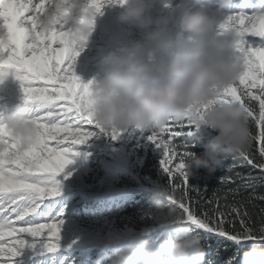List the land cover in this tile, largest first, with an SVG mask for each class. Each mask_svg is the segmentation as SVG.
<instances>
[{"label": "snow or ice", "instance_id": "obj_1", "mask_svg": "<svg viewBox=\"0 0 264 264\" xmlns=\"http://www.w3.org/2000/svg\"><path fill=\"white\" fill-rule=\"evenodd\" d=\"M124 2L88 0V6L98 15L102 14L105 5H122ZM47 4L48 0L37 3L33 0H0V70H14L17 74L23 100L30 106L39 130L38 143L21 148L2 122L3 113H0V264H16V258L25 247L36 248L40 244L49 253L59 249L65 208L57 202L61 195L57 177L74 163L72 157L80 154L76 151L78 146L101 134L117 141L128 131L104 128L94 119L93 81L82 83L75 74L79 52L69 44L68 31L62 24L43 31L37 22ZM260 4H264V0H259L251 12L241 9L225 14L221 25V28L236 30L239 36L237 50L244 67L218 100L242 105L249 126L257 130L255 134L251 132L249 146L231 158L241 167L255 169L257 174L253 175L251 171L245 174L229 167L219 180L221 185L241 181L250 188L264 184V45H256L248 39H264V7H258ZM29 12L30 15H25ZM2 82L3 75H0ZM201 111L197 107L183 119H169L161 127L140 130L141 134L147 132V141L158 150L159 169L168 178L170 187L176 188L179 181L185 194L191 185L185 166L191 151L188 149L192 148L187 137L198 126L196 118ZM181 137L184 140L181 147L186 149L183 152L175 143ZM253 140L258 155L250 150ZM70 175L68 173L64 178ZM229 191L232 195L239 193V189ZM254 198L264 200V195L249 196L248 200ZM167 203L177 207L183 221L197 234L203 233L206 241L226 238L234 242L236 250L231 264H239L236 258L239 248L246 246L248 241L264 240V227L257 235L249 226L251 213L247 211L244 199L224 205L210 201L209 208L199 215L190 203L183 198L177 200L170 193ZM237 221L241 231L229 233L225 225L235 226ZM207 264H214V261L210 259Z\"/></svg>", "mask_w": 264, "mask_h": 264}, {"label": "clouds", "instance_id": "obj_2", "mask_svg": "<svg viewBox=\"0 0 264 264\" xmlns=\"http://www.w3.org/2000/svg\"><path fill=\"white\" fill-rule=\"evenodd\" d=\"M195 3L192 10L182 4L172 6L168 0V14L155 18L149 15L151 0H125L118 5V21L140 29V39L109 49L101 60L103 75L93 78L91 85L94 119L104 128L149 130L169 119H183L200 107L198 126L187 143L202 145L203 152L190 151L185 162L190 176L200 168L214 172L251 141L244 107L218 100L244 67L236 30L221 28L233 0ZM96 16L88 0H48L37 22L43 31L64 25L69 44L80 54L90 42ZM0 75L5 80L8 73L0 70ZM2 122L21 148L38 143L39 130L25 102L3 114ZM168 194L162 184L152 188L153 207L145 215L157 224L154 237L144 230L114 232L104 238L96 264H207V241L169 207ZM238 259L239 264H264V240L255 241Z\"/></svg>", "mask_w": 264, "mask_h": 264}, {"label": "rangeland", "instance_id": "obj_3", "mask_svg": "<svg viewBox=\"0 0 264 264\" xmlns=\"http://www.w3.org/2000/svg\"><path fill=\"white\" fill-rule=\"evenodd\" d=\"M245 2L246 0H233L230 12L241 9L251 12L259 0H247V6ZM167 3L168 0H151L149 15L152 18L166 16L170 10ZM176 4L192 10L197 8L195 0H171L172 6ZM117 14L118 5L107 4L102 14L96 16L90 42L76 57L74 65V72L82 83L103 75L101 60L109 49L121 43L133 45L140 39V29L128 28L120 23ZM248 39L256 45H264V39ZM4 71L8 75L0 83V113L6 114L24 100L15 71ZM207 135L206 131L205 142ZM175 143L179 151L186 150L181 147L184 144L182 137L177 138ZM201 146L198 144L194 147ZM76 151L80 154L72 157L74 163L57 177L61 186L57 202L60 207L65 208L59 249L49 253L40 244L36 248L25 247L16 258V264H96L101 256L100 248L104 238L114 232L144 230L149 238L154 237L157 224L145 213L153 207L151 192L155 184L164 185L177 200L186 198L180 191L179 181L176 182V188L170 187L168 178L160 171L159 153L147 141V132L141 134L140 130L129 128L117 141L101 134L78 146ZM68 173L71 175L65 179ZM253 243L254 241H248L246 246ZM104 264L108 262L104 261ZM214 264L219 263L215 261Z\"/></svg>", "mask_w": 264, "mask_h": 264}, {"label": "trees", "instance_id": "obj_4", "mask_svg": "<svg viewBox=\"0 0 264 264\" xmlns=\"http://www.w3.org/2000/svg\"><path fill=\"white\" fill-rule=\"evenodd\" d=\"M250 130L253 134L256 133V128L254 126L250 127ZM257 145L253 140L251 142L250 150L258 155L256 152ZM192 152H195L197 155L203 152V146L201 147H192ZM232 167L234 171H238L241 173L252 172L256 174L255 169H251L247 166L241 167L240 163L234 162L231 158L228 160H224L219 166L216 167L214 172L209 173L208 169L200 168L196 171V174L190 178V186L185 194L182 189L183 186L180 185V191L184 193L186 196L185 202L190 203L192 210L196 214H202L205 210L209 208L210 201H219L220 205H224L225 203H233L234 201H240L241 199L245 200V207L251 216L248 220L249 226L253 229V231L258 235L259 229L264 227V200H260L259 198H254L252 200H248L249 196H259L264 195V184H256L254 187H245L241 181H236L235 183H230L227 185H221L219 183L220 178L223 174H226V170ZM195 180L197 181L195 183ZM239 189V193L236 195H232L229 190ZM171 208H175L177 213L180 212L173 205H169ZM134 210H131V212ZM226 229L229 233L240 232L241 226L239 222L235 224V226L231 224L226 225ZM200 238L202 241H206L205 235L203 233L200 234ZM249 246H244L239 248V253L247 249ZM234 242H230L227 239L213 238L210 241H207L206 247V262L208 260L218 261L219 264H227L231 262V258L234 257L235 252ZM238 258V257H236Z\"/></svg>", "mask_w": 264, "mask_h": 264}, {"label": "bare ground", "instance_id": "obj_5", "mask_svg": "<svg viewBox=\"0 0 264 264\" xmlns=\"http://www.w3.org/2000/svg\"><path fill=\"white\" fill-rule=\"evenodd\" d=\"M37 2H39V0H37ZM37 2H35V0H33V3H37ZM29 13H31V12H29ZM26 14H28V13H26Z\"/></svg>", "mask_w": 264, "mask_h": 264}]
</instances>
